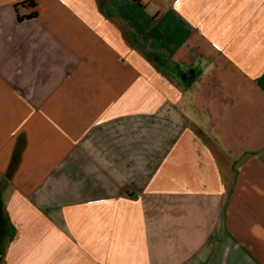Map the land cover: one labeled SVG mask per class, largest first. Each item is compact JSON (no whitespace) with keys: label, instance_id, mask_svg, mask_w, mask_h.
I'll return each instance as SVG.
<instances>
[{"label":"crops","instance_id":"crops-1","mask_svg":"<svg viewBox=\"0 0 264 264\" xmlns=\"http://www.w3.org/2000/svg\"><path fill=\"white\" fill-rule=\"evenodd\" d=\"M0 264H264V0H0Z\"/></svg>","mask_w":264,"mask_h":264}]
</instances>
